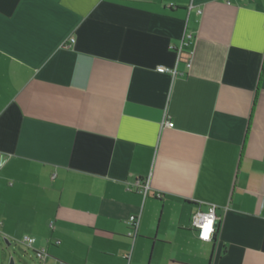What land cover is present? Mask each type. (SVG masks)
<instances>
[{"label":"crops","instance_id":"0c3cea01","mask_svg":"<svg viewBox=\"0 0 264 264\" xmlns=\"http://www.w3.org/2000/svg\"><path fill=\"white\" fill-rule=\"evenodd\" d=\"M24 237L43 264H264V0H0V241L33 264Z\"/></svg>","mask_w":264,"mask_h":264},{"label":"built area","instance_id":"2783aa9c","mask_svg":"<svg viewBox=\"0 0 264 264\" xmlns=\"http://www.w3.org/2000/svg\"><path fill=\"white\" fill-rule=\"evenodd\" d=\"M200 13V10H197ZM188 38L191 39V34L188 35ZM69 44L74 43L73 38L68 39ZM187 45L186 42H182V44L175 48L176 53V64L180 62H184L186 67L189 68L191 66V54L185 53L182 50V46ZM158 73H166L170 74L173 77L177 74L176 68H169L164 66H159L156 68ZM163 126L173 127L171 122L165 121ZM136 188L139 189V192L145 197L149 191V182L148 180L141 183H136ZM216 206L212 204H207L205 206V210H201V208L197 207L190 217V228L196 233L197 239L203 242H212L218 231L219 223L221 221V217L216 213ZM139 222L138 215H130L127 219L128 232L127 236L134 239L137 232V226ZM35 239L32 237H24L21 241L28 249H31L33 252V264H43L45 259L47 258V249L42 248H33V244Z\"/></svg>","mask_w":264,"mask_h":264},{"label":"rangeland","instance_id":"374dc122","mask_svg":"<svg viewBox=\"0 0 264 264\" xmlns=\"http://www.w3.org/2000/svg\"><path fill=\"white\" fill-rule=\"evenodd\" d=\"M11 251L10 254H8V251ZM20 256L19 249L15 247V245L6 246V244L3 241H0V264H7L10 257H13L15 264H31L32 261H30L27 258L22 257L18 258Z\"/></svg>","mask_w":264,"mask_h":264},{"label":"trees","instance_id":"16d2710c","mask_svg":"<svg viewBox=\"0 0 264 264\" xmlns=\"http://www.w3.org/2000/svg\"><path fill=\"white\" fill-rule=\"evenodd\" d=\"M256 100H257V92L255 93V95H254V99H253V102H252L251 114H252V112H253V110H254V107H255V105H256Z\"/></svg>","mask_w":264,"mask_h":264},{"label":"water","instance_id":"95a60500","mask_svg":"<svg viewBox=\"0 0 264 264\" xmlns=\"http://www.w3.org/2000/svg\"><path fill=\"white\" fill-rule=\"evenodd\" d=\"M7 264H15L13 257H10Z\"/></svg>","mask_w":264,"mask_h":264}]
</instances>
